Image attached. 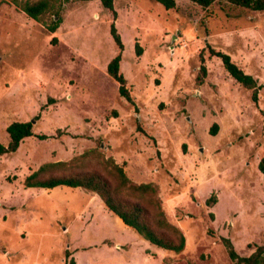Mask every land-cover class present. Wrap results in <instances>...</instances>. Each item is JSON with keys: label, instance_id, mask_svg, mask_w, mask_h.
Returning <instances> with one entry per match:
<instances>
[{"label": "rangeland", "instance_id": "rangeland-1", "mask_svg": "<svg viewBox=\"0 0 264 264\" xmlns=\"http://www.w3.org/2000/svg\"><path fill=\"white\" fill-rule=\"evenodd\" d=\"M13 5L0 0V142L15 122H34V135L0 158V264H236L221 238L243 257L264 244V12L114 0L115 19L100 0H71L51 34ZM113 23L134 103L107 72L119 53ZM208 44L258 81L257 104ZM88 152L158 187L186 237L182 253L153 245L81 188L25 187L42 165Z\"/></svg>", "mask_w": 264, "mask_h": 264}, {"label": "trees", "instance_id": "trees-1", "mask_svg": "<svg viewBox=\"0 0 264 264\" xmlns=\"http://www.w3.org/2000/svg\"><path fill=\"white\" fill-rule=\"evenodd\" d=\"M16 8L24 12L28 17L41 24L48 32L55 34L63 23L64 6L71 0H9ZM90 2L95 0H78ZM103 8L109 10L114 18L117 12L114 0H100ZM160 3L166 10L178 9L179 2H190L208 10L216 3H227L231 6L255 12H264V0H154ZM111 35L119 48L118 55L109 63L108 74L119 83V94L129 103H134L127 80L121 72L122 53L124 44L117 31L115 23L111 25ZM57 38L51 43L55 44ZM207 49L213 57L221 59L223 67L228 74L247 90L252 91V100L255 104L259 100L260 86L258 81L241 69L229 54L215 50L210 44ZM136 52L140 56L141 49L137 45ZM201 66L196 77L199 86L203 85L208 69L205 65L203 53L200 54ZM43 109V108H42ZM217 125L211 130L215 136ZM33 123H12L8 128L10 140L7 146L0 142V158L6 154L18 151L21 143L34 135ZM138 131L145 133L138 126ZM45 139L44 136H42ZM94 153V152H91ZM260 170L264 174V160L260 164ZM60 186L81 188L89 193L97 195L105 206L118 216L122 222L135 229L139 235L155 246L174 253H182L186 248V237L182 230L172 224L162 208L158 187L154 184H137L131 181L122 166L112 158L101 159L91 157L90 152L73 159L70 162H56L42 165L38 170L25 179L26 188L54 189ZM216 197L207 200L208 206H213ZM213 217V215H212ZM228 257L236 264H264V244L258 245L255 251L248 257L239 255L234 244L229 238H221ZM71 254L67 252V258ZM68 264H76L71 258Z\"/></svg>", "mask_w": 264, "mask_h": 264}, {"label": "crops", "instance_id": "crops-1", "mask_svg": "<svg viewBox=\"0 0 264 264\" xmlns=\"http://www.w3.org/2000/svg\"><path fill=\"white\" fill-rule=\"evenodd\" d=\"M13 7L16 9V7L13 5ZM95 197L97 196V195H94ZM104 204V203H103ZM105 205V204H104Z\"/></svg>", "mask_w": 264, "mask_h": 264}, {"label": "water", "instance_id": "water-1", "mask_svg": "<svg viewBox=\"0 0 264 264\" xmlns=\"http://www.w3.org/2000/svg\"><path fill=\"white\" fill-rule=\"evenodd\" d=\"M34 124V122H32Z\"/></svg>", "mask_w": 264, "mask_h": 264}]
</instances>
